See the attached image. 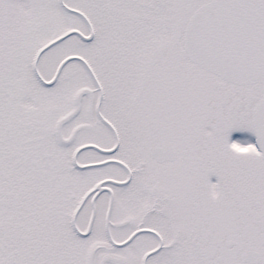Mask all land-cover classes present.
I'll list each match as a JSON object with an SVG mask.
<instances>
[{
  "label": "snow or ice",
  "instance_id": "snow-or-ice-1",
  "mask_svg": "<svg viewBox=\"0 0 264 264\" xmlns=\"http://www.w3.org/2000/svg\"><path fill=\"white\" fill-rule=\"evenodd\" d=\"M0 264H264V0H0Z\"/></svg>",
  "mask_w": 264,
  "mask_h": 264
}]
</instances>
